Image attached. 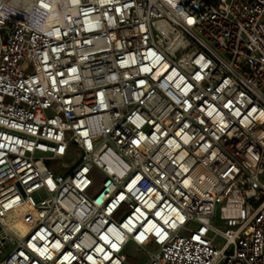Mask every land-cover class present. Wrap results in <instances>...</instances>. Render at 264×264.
Listing matches in <instances>:
<instances>
[{"label": "built area", "instance_id": "1", "mask_svg": "<svg viewBox=\"0 0 264 264\" xmlns=\"http://www.w3.org/2000/svg\"><path fill=\"white\" fill-rule=\"evenodd\" d=\"M130 249L264 264V0H0V264Z\"/></svg>", "mask_w": 264, "mask_h": 264}, {"label": "rangeland", "instance_id": "2", "mask_svg": "<svg viewBox=\"0 0 264 264\" xmlns=\"http://www.w3.org/2000/svg\"><path fill=\"white\" fill-rule=\"evenodd\" d=\"M30 68L29 65L25 66V70H28ZM100 180L99 177L95 178V182L98 183ZM126 256H127V262L129 264H143L145 261L146 256L142 253H135L133 250H128L125 252Z\"/></svg>", "mask_w": 264, "mask_h": 264}]
</instances>
